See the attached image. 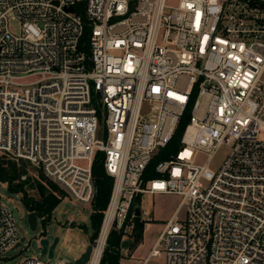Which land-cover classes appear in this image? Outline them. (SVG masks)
Listing matches in <instances>:
<instances>
[{"label":"built area","instance_id":"2783aa9c","mask_svg":"<svg viewBox=\"0 0 264 264\" xmlns=\"http://www.w3.org/2000/svg\"><path fill=\"white\" fill-rule=\"evenodd\" d=\"M172 1L0 0V155L90 206L103 156L86 264L142 195L180 199L143 264H264V0ZM22 238L0 200V258Z\"/></svg>","mask_w":264,"mask_h":264},{"label":"rangeland","instance_id":"374dc122","mask_svg":"<svg viewBox=\"0 0 264 264\" xmlns=\"http://www.w3.org/2000/svg\"><path fill=\"white\" fill-rule=\"evenodd\" d=\"M176 3L177 0H173L169 5L175 6ZM0 160L5 167L16 166L18 171L15 184L22 183L26 194L37 200L39 195L36 191V185L45 183L41 178V173L27 162L11 160L3 155H0ZM0 200L12 212L20 236L25 238L20 247L5 253L0 258V264H17L23 258L30 256L46 262L48 257L40 254L36 242L41 232H43L41 236L45 237L49 243L58 238L54 257L50 264H55L57 260H66L68 264H73L86 247L91 244L90 237L93 232L90 224L91 206L74 202L66 193L61 203L50 214L49 219L38 218L36 232H31L28 226L27 210L22 204V194H10L7 186L0 183ZM137 201L141 212L146 213V215L142 214L141 217L143 221H146L144 222L142 241L131 256L130 252L133 248L128 246V249H125L127 251L122 252L119 264H141L143 262L164 224L177 208L180 199L176 196L167 195H142ZM70 222H74V224L69 226L68 223ZM147 264H165L164 254L150 258Z\"/></svg>","mask_w":264,"mask_h":264},{"label":"trees","instance_id":"16d2710c","mask_svg":"<svg viewBox=\"0 0 264 264\" xmlns=\"http://www.w3.org/2000/svg\"><path fill=\"white\" fill-rule=\"evenodd\" d=\"M88 35L89 33L86 30L82 38V43H87ZM186 119L187 115L184 116L179 125L176 139L180 136L184 128ZM172 147L173 145L169 146L166 152H170L172 150ZM102 158L103 156L101 154H97L92 165V176L94 181L95 193L91 204L90 224L93 232L90 237V242H93L99 234L104 211L109 202L113 187V180L104 172ZM157 160L158 158L155 157L146 169L144 173L145 180L153 177L154 174L152 169ZM17 171L18 170L15 165L5 167L4 163L0 160V183H3L7 186V190L10 194H22V204L27 212H34L39 218L45 217V220L49 219L50 214L65 197V193L61 191L56 185L46 180L41 174V178L45 181V183H38L36 185V191L39 195V198L35 200L26 194L22 183L19 182L18 184H15ZM135 205L139 206L138 201L135 203ZM143 227L144 222L141 221L140 218H136L134 228L130 237V247H132L133 249H135L142 241ZM121 244L122 234L118 231L112 230L106 240V246L104 248L99 264H119L121 258Z\"/></svg>","mask_w":264,"mask_h":264},{"label":"water","instance_id":"95a60500","mask_svg":"<svg viewBox=\"0 0 264 264\" xmlns=\"http://www.w3.org/2000/svg\"><path fill=\"white\" fill-rule=\"evenodd\" d=\"M133 210H134V215L137 218H140L141 216L140 207L138 205H134ZM26 218H27V223L30 228V231L36 232L37 226H38L37 220L39 217L34 212H27ZM42 234L43 232H41L38 235V239L36 240L37 246L38 248H40V254L43 256H47L48 258H52L54 256V250L58 243V238H55L52 243H49L45 237L41 236ZM24 241H25V238L23 237L20 243L17 245V247H19L21 243H23ZM128 246H129V242L123 241L121 244V249L125 250ZM91 252H92V245L89 244L86 247L85 251L80 255L78 259L75 260L73 264L88 263L90 260Z\"/></svg>","mask_w":264,"mask_h":264},{"label":"bare ground","instance_id":"6f19581e","mask_svg":"<svg viewBox=\"0 0 264 264\" xmlns=\"http://www.w3.org/2000/svg\"><path fill=\"white\" fill-rule=\"evenodd\" d=\"M104 236H105V228L103 229V232H102V235H101V238H100V243L98 245V247L96 248V252H95V255H94V258L92 260V263L91 264H97V258L101 252V246H102V243H103V240H104Z\"/></svg>","mask_w":264,"mask_h":264},{"label":"crops","instance_id":"0c3cea01","mask_svg":"<svg viewBox=\"0 0 264 264\" xmlns=\"http://www.w3.org/2000/svg\"><path fill=\"white\" fill-rule=\"evenodd\" d=\"M171 216H172V215H171ZM141 221H143V220L141 219ZM143 222H146V221H143ZM73 224H74V222H71V225H73ZM71 225H70V226H71ZM162 229H163V228H162ZM161 231H162V230H161ZM128 242H129V247H130L131 239H129ZM127 249H128V248H127ZM135 249H136V248H135ZM135 249H132V252H130V256L132 255V253H133V251H134ZM121 250H122V249H121ZM123 251H127V250H122V251H121V254H122ZM77 259H78V258H77ZM144 260H145V259H144ZM144 260H143V261H144ZM141 264H143V262H142Z\"/></svg>","mask_w":264,"mask_h":264}]
</instances>
